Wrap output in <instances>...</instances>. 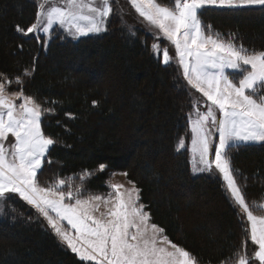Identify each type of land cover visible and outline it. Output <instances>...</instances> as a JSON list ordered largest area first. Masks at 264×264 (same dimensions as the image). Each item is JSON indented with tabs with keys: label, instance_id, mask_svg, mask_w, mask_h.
<instances>
[{
	"label": "trees",
	"instance_id": "16d2710c",
	"mask_svg": "<svg viewBox=\"0 0 264 264\" xmlns=\"http://www.w3.org/2000/svg\"><path fill=\"white\" fill-rule=\"evenodd\" d=\"M107 30L78 40L27 34L37 17L32 0H0V82L39 106L52 141L36 181L74 198L113 195L114 173L134 183L152 224L196 264H264L256 258L247 213L219 176L194 175L188 150L190 116L210 103L189 86L178 65L154 52L155 35L124 23L119 2ZM172 6L174 0H155ZM125 3V2H124ZM202 30L247 54L264 52V6L198 12ZM139 21V19H137ZM140 22V21H139ZM264 96V82L258 86ZM248 211L262 216L264 143L226 152ZM0 216V264H96L80 259L39 210L16 194Z\"/></svg>",
	"mask_w": 264,
	"mask_h": 264
},
{
	"label": "rangeland",
	"instance_id": "374dc122",
	"mask_svg": "<svg viewBox=\"0 0 264 264\" xmlns=\"http://www.w3.org/2000/svg\"><path fill=\"white\" fill-rule=\"evenodd\" d=\"M32 1L37 17L27 34L43 41L45 50L57 34L78 40L104 33L113 10L112 0ZM205 6L260 7L264 0H174L171 7L155 0H123L118 7L124 23L155 35L154 52L163 64L178 65L189 86L210 103L190 116L189 137L180 139L178 149L188 150L194 175L223 179L247 213L256 258L264 263V215L248 211L226 157L229 146L264 143V96L258 94L264 82V52L247 54L206 35L198 19ZM41 118L32 98L9 93L0 82V216L5 196L16 194L39 210L80 259L96 264H196L150 222L134 183L124 173L113 174V195L74 198L59 190L61 183L41 187L36 176L52 145L43 134ZM260 206L264 210V200ZM238 264H247V259Z\"/></svg>",
	"mask_w": 264,
	"mask_h": 264
}]
</instances>
